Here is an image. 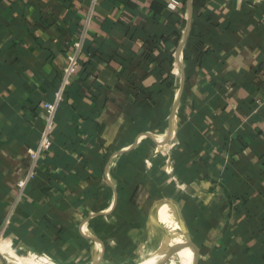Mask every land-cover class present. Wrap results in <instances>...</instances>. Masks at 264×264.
Listing matches in <instances>:
<instances>
[{
  "label": "crops",
  "instance_id": "0c3cea01",
  "mask_svg": "<svg viewBox=\"0 0 264 264\" xmlns=\"http://www.w3.org/2000/svg\"><path fill=\"white\" fill-rule=\"evenodd\" d=\"M167 1L98 0L3 231L89 5L0 0V264H264V0Z\"/></svg>",
  "mask_w": 264,
  "mask_h": 264
},
{
  "label": "built area",
  "instance_id": "2783aa9c",
  "mask_svg": "<svg viewBox=\"0 0 264 264\" xmlns=\"http://www.w3.org/2000/svg\"><path fill=\"white\" fill-rule=\"evenodd\" d=\"M98 0H88V8H87V17L84 25L82 26L81 30L79 31L77 40L73 41L72 44V50L70 54L67 57L66 66L63 70L62 78H61V85L59 86L58 90L54 93L53 97L49 100L44 101L42 104V111L44 114V121L45 124L41 130L40 136H39V142L35 149H32L29 151V157L33 162V167L29 169L27 174L22 178V180L18 181L16 184V195H15V201L12 203L7 215L5 216L4 222L2 224V229L5 230L7 226L11 222V216L14 213V210L16 206L24 201V195H25V189L29 182L32 180V178L35 176V166L37 165V162L39 161V158L47 154V152L50 150L53 144V135H54V127L56 125V114L63 103L64 99V92L66 86L70 83V79L74 77L76 74L78 68H79V59L81 54L83 53V47H84V40L88 34L90 21L92 19V16L97 8ZM167 9L173 13H176L178 11V7L181 2L179 0H169L166 2ZM89 228L85 226V231H88ZM1 240V239H0Z\"/></svg>",
  "mask_w": 264,
  "mask_h": 264
},
{
  "label": "bare ground",
  "instance_id": "6f19581e",
  "mask_svg": "<svg viewBox=\"0 0 264 264\" xmlns=\"http://www.w3.org/2000/svg\"><path fill=\"white\" fill-rule=\"evenodd\" d=\"M1 241V240H0Z\"/></svg>",
  "mask_w": 264,
  "mask_h": 264
},
{
  "label": "water",
  "instance_id": "95a60500",
  "mask_svg": "<svg viewBox=\"0 0 264 264\" xmlns=\"http://www.w3.org/2000/svg\"><path fill=\"white\" fill-rule=\"evenodd\" d=\"M169 135V134H168Z\"/></svg>",
  "mask_w": 264,
  "mask_h": 264
}]
</instances>
